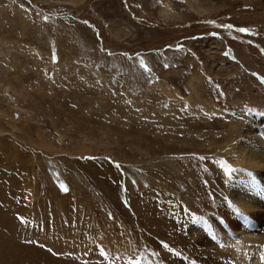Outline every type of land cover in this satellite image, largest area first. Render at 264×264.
<instances>
[{"label":"rangeland","instance_id":"1","mask_svg":"<svg viewBox=\"0 0 264 264\" xmlns=\"http://www.w3.org/2000/svg\"><path fill=\"white\" fill-rule=\"evenodd\" d=\"M259 140L264 0H0V264H196L188 222H166L177 263L134 207L202 216Z\"/></svg>","mask_w":264,"mask_h":264},{"label":"bare ground","instance_id":"2","mask_svg":"<svg viewBox=\"0 0 264 264\" xmlns=\"http://www.w3.org/2000/svg\"><path fill=\"white\" fill-rule=\"evenodd\" d=\"M242 146L244 150L241 153L239 152V159L247 167H245V170H238L236 172L238 176L234 179L236 181L242 180L245 191L243 190L241 194H237L238 191L235 192L237 189L235 188L233 191L232 188L229 194L225 193L227 194L225 198L217 199V203L212 210H204L202 216L188 215L185 202L178 204L176 199L169 197L166 191L163 190L158 195L159 202L157 200V203L155 202L157 196L152 194L154 196L153 202H149L150 199L146 197L145 200L143 199V206H133L139 212L136 214L138 221L137 219L135 221H137L139 232H141L139 237L145 240L144 244L147 246L145 248H153L158 255H172L174 262H186L187 258L184 255L176 254L173 256L172 251H175V249L173 250L171 246L172 238L165 228L166 222L171 224V221L179 220L177 222L179 224H185L184 221L188 222L187 225H184L189 236L187 251L190 256L198 258L196 264H264V235H255V230L250 227L249 223H245L249 215L260 216L264 214V212H259L264 211V198L259 199L263 196V193L255 189L251 173L248 170L252 166H263L264 143L262 140H259L257 144L254 143L258 151H263L259 154V158H256L251 142H246ZM235 184L231 186L234 187ZM165 197L168 198L165 199ZM109 233L115 234L113 245L122 244V240L125 239L126 233L123 236L115 229L109 231ZM101 237L103 239L105 236ZM126 238L131 241L129 235Z\"/></svg>","mask_w":264,"mask_h":264},{"label":"snow or ice","instance_id":"3","mask_svg":"<svg viewBox=\"0 0 264 264\" xmlns=\"http://www.w3.org/2000/svg\"><path fill=\"white\" fill-rule=\"evenodd\" d=\"M229 171H231V169H229Z\"/></svg>","mask_w":264,"mask_h":264}]
</instances>
